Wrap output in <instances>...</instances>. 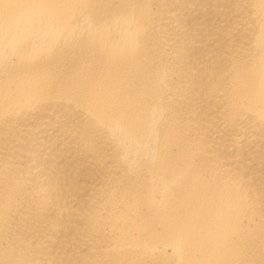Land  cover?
<instances>
[{"label":"bare ground","instance_id":"6f19581e","mask_svg":"<svg viewBox=\"0 0 264 264\" xmlns=\"http://www.w3.org/2000/svg\"><path fill=\"white\" fill-rule=\"evenodd\" d=\"M0 264H264V0H0Z\"/></svg>","mask_w":264,"mask_h":264}]
</instances>
